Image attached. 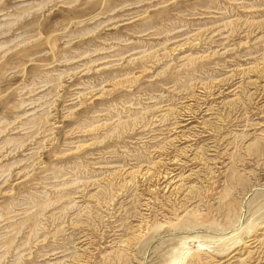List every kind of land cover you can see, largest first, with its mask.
Wrapping results in <instances>:
<instances>
[{
  "label": "rangeland",
  "instance_id": "374dc122",
  "mask_svg": "<svg viewBox=\"0 0 264 264\" xmlns=\"http://www.w3.org/2000/svg\"><path fill=\"white\" fill-rule=\"evenodd\" d=\"M0 264H264V0H0Z\"/></svg>",
  "mask_w": 264,
  "mask_h": 264
}]
</instances>
